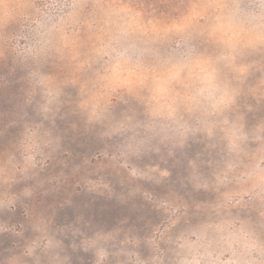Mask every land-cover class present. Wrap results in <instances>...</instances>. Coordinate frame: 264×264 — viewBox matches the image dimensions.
Wrapping results in <instances>:
<instances>
[{
  "label": "rangeland",
  "instance_id": "rangeland-1",
  "mask_svg": "<svg viewBox=\"0 0 264 264\" xmlns=\"http://www.w3.org/2000/svg\"><path fill=\"white\" fill-rule=\"evenodd\" d=\"M0 264H264V0H0Z\"/></svg>",
  "mask_w": 264,
  "mask_h": 264
}]
</instances>
